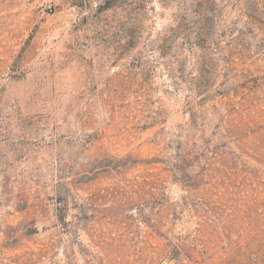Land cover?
<instances>
[{
  "label": "rangeland",
  "instance_id": "374dc122",
  "mask_svg": "<svg viewBox=\"0 0 264 264\" xmlns=\"http://www.w3.org/2000/svg\"><path fill=\"white\" fill-rule=\"evenodd\" d=\"M0 264H264V0H0Z\"/></svg>",
  "mask_w": 264,
  "mask_h": 264
}]
</instances>
